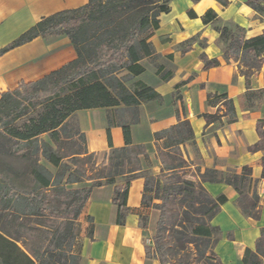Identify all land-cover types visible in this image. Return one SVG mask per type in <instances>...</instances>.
Listing matches in <instances>:
<instances>
[{"label":"trees","instance_id":"16d2710c","mask_svg":"<svg viewBox=\"0 0 264 264\" xmlns=\"http://www.w3.org/2000/svg\"><path fill=\"white\" fill-rule=\"evenodd\" d=\"M171 0H88L81 7L54 12L39 19L9 45L0 48V56L13 47L40 36L64 34L77 51V57L38 80L21 82L0 97V264H80L82 253L80 215L93 186L113 184V202L119 205L118 220L129 210L130 182L145 178L142 204L160 211L156 234L144 243L146 256L170 264H223L215 248L222 236L213 218L226 202L214 197L204 182H224L239 193L238 207L254 220L260 219V198L251 167L242 173L192 166L184 158L182 145L194 143L189 119L157 130L155 146L162 171L154 174L144 168L141 156L148 160L144 144H134L131 126L140 121L142 102L162 100L159 91L144 81L127 84L133 75L145 70L141 59L148 58L162 79L173 76L159 61L150 38L160 26L162 13L170 11ZM195 1V0H192ZM222 6L229 0H216ZM264 4V0H246ZM189 15L196 18L193 10ZM203 23L215 24L222 44L223 58L234 60L245 77L247 91L238 96L241 107L255 110L264 103V88L256 78L264 64V32L247 37L240 25L232 28L210 8ZM193 40H187L191 41ZM184 48L183 50H186ZM204 68L220 65L216 57L202 55ZM128 71L125 75L121 73ZM176 99L181 95L176 92ZM217 106L203 113L207 124L221 127L237 120L235 101L225 93L207 96ZM105 108L109 127L110 152L105 162H96V154L86 148V136L80 131L77 111ZM120 126L125 145L113 146L110 130ZM256 129L259 140L250 150L264 151L263 120ZM49 136V140L43 137ZM4 157H17L23 168L11 165ZM51 164L52 171L42 161ZM264 177V153L262 155ZM123 176L124 183L116 178ZM92 181L83 188H69L75 182ZM254 190L252 191V189ZM147 217L140 215L146 226ZM89 233L92 231V220ZM244 264H264V227L254 249L247 247Z\"/></svg>","mask_w":264,"mask_h":264},{"label":"crops","instance_id":"0c3cea01","mask_svg":"<svg viewBox=\"0 0 264 264\" xmlns=\"http://www.w3.org/2000/svg\"><path fill=\"white\" fill-rule=\"evenodd\" d=\"M229 1L228 5L222 6L216 0H171L170 11L159 16L160 26L154 30L150 41L158 53L157 61L171 70L173 76L168 80L162 79L156 65L143 58L140 61L145 70L133 75L127 84L142 80L162 95L161 101L142 102L139 106L140 121L131 126L132 142L144 144L148 152V160L144 155L140 157L143 169L151 167L154 174L162 171L161 160L156 157L155 133L185 119L190 120L195 140L182 145V150L184 158L193 167L240 174L245 165L251 167L261 204L259 220L240 211L237 204L239 193L234 186L224 182H204L214 197L223 195L226 198L212 220V224L222 230L215 252L223 264H244L246 248H255L264 227V151L249 149L260 138L256 129L258 120H263L264 128V103L255 110L241 107L238 96L247 91L245 77L237 71L234 60L223 58L222 44L217 43L220 34L214 23H203L202 15L212 8L223 22H233L246 29L247 37L264 32V16L243 0ZM87 2L0 0V48L9 45L42 17L78 8ZM190 10L194 11L196 18L189 15ZM202 55L210 59L216 57L220 65L204 68ZM76 57L74 45L64 34L40 36L13 47L0 56V97L3 91L13 90L21 82L38 80ZM256 84L264 88V64ZM176 92L181 99H176ZM213 92L225 93L234 99L238 115L236 121L227 122L224 116L221 127L215 123L207 124L202 114L217 110V106L212 107L207 99ZM76 118L80 131L86 136V148L96 154L97 163L105 162L110 152L107 110L102 107L80 110ZM110 134L114 147L125 145L120 126L112 127ZM116 181L124 183L125 179L118 176ZM144 183L145 178L142 177L131 180L127 197L129 210L123 223L118 220L119 205L113 202L115 186L104 184L91 188L86 207L80 215V264H170L146 256L144 243L156 234L160 211L142 204ZM92 184V181L75 182L68 187L83 188ZM140 215L148 218L146 226L140 224ZM89 218L92 231L88 234Z\"/></svg>","mask_w":264,"mask_h":264},{"label":"rangeland","instance_id":"374dc122","mask_svg":"<svg viewBox=\"0 0 264 264\" xmlns=\"http://www.w3.org/2000/svg\"><path fill=\"white\" fill-rule=\"evenodd\" d=\"M245 2V4L247 6H249L251 9L253 8L257 13L261 14L264 16V4H260V3H256V2H249L246 0H243ZM170 3V2H169ZM225 22L220 21L217 24L219 26L224 25ZM230 24V26L233 28L234 25H237L233 22H228ZM44 138L47 137L46 139H49L47 135L43 136ZM2 156L0 155V160H1ZM6 161H8L11 165H14L15 167L18 168H23L25 165L23 163V161H21L20 159H18L17 157H4ZM43 164H46L52 171H55V168L51 165L48 164L45 160L42 161Z\"/></svg>","mask_w":264,"mask_h":264}]
</instances>
